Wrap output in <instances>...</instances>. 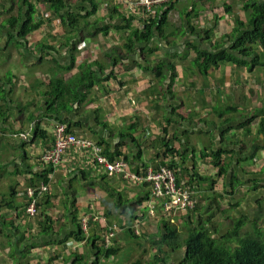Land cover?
<instances>
[{
	"label": "crops",
	"instance_id": "0c3cea01",
	"mask_svg": "<svg viewBox=\"0 0 264 264\" xmlns=\"http://www.w3.org/2000/svg\"><path fill=\"white\" fill-rule=\"evenodd\" d=\"M31 1L35 3V0ZM248 1L176 0L170 9L167 7L169 24L167 29L165 26L166 34L155 39L159 44V41H162V47L148 56L147 60L155 61L157 58L168 56L176 69L174 83L171 82V72L167 69L166 79L157 80L152 71L156 64H145L146 56L140 54V51L126 58L117 67L113 66L108 53L114 46L124 45L127 31L112 29L108 35H91L90 31L96 27L92 24L107 19L120 0H107L102 3L99 14L87 21L89 26L84 32V23L78 33L65 32L46 3L37 6L38 19L42 17L46 24L29 36L28 45L16 44L12 49L11 43L15 42L9 39V32L12 30L5 27L0 31V78L5 80L10 75L16 76L13 84L0 81V86H3L6 92L3 98L0 95V108L3 112L8 111V119L0 128V216H3L6 222H15L23 231L37 238L41 246L32 251L30 264H51L50 258L53 256L56 259L52 264H75V254L84 256L85 261L89 260L92 264L95 258L91 252L92 246L87 242L92 237L105 235L109 231L108 227L120 218L129 226L132 222L127 221L130 217L124 212L125 206L121 203V196L114 191L123 195V201L128 202V206L142 201L146 194H150L148 188L127 183L121 176H106L104 181L100 169L88 158L89 155L87 157L89 151L85 154L70 150L61 165L55 168V174L50 175L49 194L39 197L40 200L30 199L29 189L45 185L40 176L50 167L44 165L41 157L52 148L54 142L52 136L55 124L52 119L45 117V94L54 75L72 78L78 73V67L82 63L101 62L107 69L104 77L109 74L113 76L110 80L104 78V81L94 86L89 95L93 102L85 106V111L89 112L85 116L74 114L71 116L72 120L81 121L84 125H88L90 120L91 126L102 134L104 131L94 122V112L100 110L101 122H106L111 127L106 131V136L116 144L122 142L120 133L127 132V129L135 124L134 135L142 146L139 167L141 176L174 165L180 183L189 182V177L192 178V198L201 209L203 204L213 202L220 193L211 190L210 182L200 179L214 180L217 183V178L224 181L227 178L217 177L218 168L210 157L212 149L231 150L222 165L225 168L230 164V169L237 171H246L250 165L264 160V152L261 149L264 146V138L259 133L264 121V67L251 70L233 63H223L211 69L208 75H201L192 65L196 53L187 44L190 41L200 45V41H205L203 45L208 48L216 44L222 47L229 45L231 38L227 35L234 30L236 16L248 23L244 12ZM17 2L0 0V22H6L10 16L17 15L16 11L7 14ZM71 5L74 12L78 13L80 4L72 0ZM224 6L233 8L235 12L226 14ZM165 9L166 6L156 10ZM124 10L121 5L120 13H125ZM188 26H192L191 30ZM69 37H73V41L78 38L81 41L76 50V68L71 72H63L62 68L69 63L71 45L65 44ZM42 43L56 48L43 49L40 47ZM257 50L260 60L264 61V51L260 45ZM136 62L148 67V71L134 64ZM173 114L186 119L180 123L178 115L175 117ZM33 117L35 119L32 121ZM248 118H254V121L249 127H245ZM37 123L41 124L43 129H48L51 137L46 141L36 142L27 140L29 137L24 139L33 134V127ZM74 130L75 135L81 138L85 136L82 129L76 127ZM87 135L92 137L88 133ZM26 141L31 143L25 144ZM123 146V152H135L128 140L123 141ZM254 153L255 160L248 162V159L254 158ZM240 178L242 179V176ZM33 202H36L38 209L34 216L29 213ZM73 203L78 210L77 218L81 226L84 228V218L89 222L86 240L83 242H76L71 238L75 229L72 227L71 213L68 214L66 207L69 208ZM153 204L152 201L151 205ZM139 206L136 208L142 209L146 204L142 205V208ZM242 207L243 210L248 209V198ZM241 209L238 210L240 213ZM75 210L72 208L71 212ZM96 215H100L101 219ZM196 215L199 216L198 213ZM47 217L57 219L56 230L69 224L62 230V234L69 238L66 243H46L54 238L53 235L48 237L41 234ZM58 217L61 219L58 220ZM152 225L157 228L159 226L155 220H151L146 222L145 227L152 228ZM2 229L0 226V236L7 241L6 232ZM116 242H119L118 245L122 249L126 246L125 243L122 244V240ZM7 246L8 244L0 245V264H15L8 257ZM118 258L121 259L120 256ZM115 260L116 258H106L101 264H112Z\"/></svg>",
	"mask_w": 264,
	"mask_h": 264
},
{
	"label": "trees",
	"instance_id": "16d2710c",
	"mask_svg": "<svg viewBox=\"0 0 264 264\" xmlns=\"http://www.w3.org/2000/svg\"><path fill=\"white\" fill-rule=\"evenodd\" d=\"M11 1L13 3H15V1L18 2L11 8V10L7 11V14H11L16 11L17 15L10 16L6 22H0V31L5 27H9L12 32H14H9L10 41L15 40V44L26 46L30 41L29 36L46 24L42 17L39 19L37 17L38 4L46 3L50 6L52 15L58 19L65 32L75 31L78 33V31L80 32V27L84 25H86V27L82 32L86 30L89 26L87 21L99 14L102 9V3L107 0H76V4H80V7L77 9L78 13H75L73 10V6L71 5L72 0H35V3H32L31 0ZM174 3L175 2H171L168 5H165V10H156L155 14H147L143 15L144 18H138L135 15H127L126 12V14L123 13L125 16L121 14L119 8L123 5V1H120L117 4L118 9L115 8L114 10H111V15H108L109 17L106 16L108 17L107 19L105 18L92 24V26L96 27L95 30L90 31L91 35L96 36L101 33L108 35L112 29L117 31H127L128 36L126 37L124 45L114 46L108 53L113 62V66L117 67L119 63H123L126 58H129L131 55L137 54L140 51V54H144L146 56L145 64H156L152 71L155 73V78L157 80L166 79L165 69H167L168 72H171L170 80L174 83L176 79V69L175 66L171 64L168 56L157 58L155 61L147 60L148 56L152 55L162 47L160 45L162 41H159V44L155 39L158 36L162 37L166 34L165 32L169 24V12L167 7L170 9L171 5ZM16 7H18V9ZM224 8L225 13L228 15L235 12L233 8L228 6H224ZM244 12L247 15L248 23L244 22L238 15L236 16V25L233 32L227 35L231 39L229 45L226 47L216 44L214 47L208 48L203 45L205 41H200V45L190 41L187 43L189 48L193 49L194 53H196V56L193 58L192 65L194 68L198 69L201 75H208L211 69L218 67L223 63H233L238 67H247L251 70L257 67H264V61L260 60V54L257 50L258 45H260L264 51V0H249L244 6ZM50 21L53 23L52 20ZM134 24L137 26H134ZM188 27L191 30L192 26ZM17 35H19V39H17ZM206 39L208 38H203V40ZM80 41L81 40L79 38L73 41V37L66 39L65 44H69L71 46L69 50V63L62 68L63 72H71L76 68V50ZM40 47L43 49L56 48L53 45L45 43H42ZM134 64L143 68L144 71H148L149 69L148 67H143L141 65L142 63L139 64L136 62ZM78 68V73L72 78H66L64 75L52 76V79L48 84L49 89H47V93L45 94V98L47 100V104H45L47 111V113H45V117L52 119L53 121H51L55 124V126H63L65 128L64 130L66 136L72 135L78 140L85 139L92 142L93 145L100 147L102 149V157L108 159L112 164L117 165L118 163L123 162L127 165L128 170L126 173L113 174L109 170L102 167L99 163H95L97 169H100L103 174L104 177H102V179L104 181H106V176H121L122 180L127 183L133 185H143L142 187L148 188L150 194H146L142 201H138L135 203L136 205L134 204L132 206H128V202L123 201L122 194L114 191L117 195L121 196V203L125 206L124 212H127L128 217H130L128 222L132 221L130 226L127 225L128 223L119 224L120 229H122L123 225L127 226L124 232V239L128 237L129 239L131 238L130 240L139 241L141 240L139 236L142 231L143 233H146L149 228L145 227L146 222L155 220V222L159 224L157 228L158 233L154 235L150 234L148 236L150 243L153 244L152 246L154 248H156L153 259H137L132 264H264V230L258 226V217L253 219L255 221H252V217L248 218V215L242 214V218L238 217L240 215L238 210L243 208V200L240 199L237 192L241 187L247 188L246 186L250 184V182H246L247 180L241 179L240 176L235 173H228L227 170H232L230 169V164H228L225 168L222 165V161L229 153H231V150L212 149L210 155V157L214 159V166L218 168L217 177H227L224 181L223 193L219 195L215 193V195H217L215 199H218L217 206L221 213L220 216L229 222L221 223V225L227 229V232L224 233L225 235L222 236L220 229L216 228L212 222L216 219L215 213L217 210H210L209 215L203 216L204 211L207 210L206 208L208 207H206L207 203L203 204V207H206L204 210L203 207L201 209V206L196 203V206L187 212L188 215L184 216L175 217L176 214L183 213L175 212L174 209L170 211L166 210L165 204L171 202L169 198L170 196L166 193V191H162L161 194H158L157 191H155V182L150 181L149 178L151 176L162 175L164 170H167L175 174L176 180L179 184L180 181L174 165L162 167L157 172H151L147 173L145 176H141L139 173V167L141 162L142 146L134 135V131L136 130L135 124H132L127 129V132L122 131L120 133L122 142L116 144L112 141V139L109 140L106 136V131H108L111 127L108 123L101 122L102 117L100 110H96L94 112L96 114L94 122L101 128L102 131H104L102 134L97 132L91 126L92 122L90 120L88 125H84L81 121L77 122L72 120L71 116L74 114L85 116V114L89 112L88 110L85 111V109L93 102V99L89 97V95L94 86L97 83L104 81V78L110 80L113 76V74H109L104 77L107 69L99 61H93L90 63L85 62ZM14 79H16V76L10 75L5 80L0 78V81H6L13 84ZM4 93L6 94L5 88L0 86V95L2 98L4 97ZM173 115L177 117L178 114ZM7 119L8 111L3 112L0 108V128L4 123H6ZM34 119L35 117L31 120L33 121ZM178 119H180L179 122L181 123V121L186 118L179 117ZM253 121L254 118H248V122L244 126L249 127ZM171 122L172 121H169V123ZM76 127L82 129L83 133H85L84 137L81 138L80 136L75 135L74 128ZM249 131L251 132V129H249ZM54 132L52 136L54 138L53 146L55 145ZM87 133L92 137L88 136ZM259 133L262 134L264 138V121L261 123ZM49 137H51L49 135V130L43 129L41 124L37 123L33 127V134L31 136H26L24 139L28 138L27 140L36 142L38 140L46 141ZM174 139L176 140L177 136H175ZM127 140L128 144L135 148V152L125 153L121 150V148L124 147L123 141ZM31 142L26 141L25 144H29ZM261 149L264 152V146H262ZM70 150L80 153L74 147L69 149L66 154L70 152ZM171 152L174 153L175 151L171 150ZM179 155L183 157L181 152H179ZM255 155L256 153H254V158H251L250 160L248 159V162H253L255 160ZM64 157L62 158V161L64 160ZM87 157L92 160L91 153H87ZM44 165L50 166V169L48 168V171L40 177L43 183L48 187V185L51 184L50 175L55 174V167L45 163ZM128 175L130 177H127ZM255 176L259 175L255 174L254 177ZM132 177H135L136 179H133ZM200 180L207 183L210 182V188L214 191L216 186V182L214 180ZM191 182L192 178L190 179L189 177L188 184L192 191V187L190 186ZM260 182L261 181L259 179L252 181L253 185L251 186L250 192L255 193L256 197L252 199L250 203H256L257 205L261 203H258V201L260 200V196H264V187L260 185ZM40 199L41 198H38L37 200ZM191 199L193 200L192 197ZM152 201L154 203L153 205H151ZM222 201H230L232 205L230 210H221ZM49 202H51V199ZM160 202H163L164 204L161 205ZM144 204H146V207L142 208L141 206ZM138 205H140L139 207L142 209L136 208ZM66 208L68 214L71 213L72 227L75 229L73 234H71V238H74L76 242L85 241L86 231L81 226L80 221L78 222V210L76 209L75 204L73 203L72 206ZM72 208L73 210L76 209L75 212H71ZM256 208H253L255 212ZM196 213H198L199 216H197ZM96 217L101 219L100 215H96ZM165 218L172 221V218L182 221L184 228L180 229L178 225L166 221ZM60 219L61 217H58V220ZM55 221L58 223L57 219L54 220L53 217H47L42 225V227L44 225L45 227H43L44 230L41 234L48 237L52 235L54 236L50 242L46 243L51 245L64 244L69 238L62 234V230L68 227L69 224H65L60 230H56ZM144 222L145 224L143 225ZM117 224L118 223L111 224V226L108 227L109 231L102 237H92L91 240L87 242L88 245L92 246L91 252L95 258V260L92 261V264H101L103 259L106 258H116L114 264H122V262H119L121 259L119 260L118 258L122 251V247H119L118 245L119 242H116L114 237L111 239L110 244L107 242L111 233H114L115 237L118 235L120 229ZM249 225L252 226L251 229H253V231L251 229H249V231H245ZM0 226L3 228L2 230L6 232L7 238V241H5V239L0 236V245L3 246L8 244L9 259L14 261L15 264H30L29 259L32 256V251L41 246L40 243L37 242V238L30 236L27 232L23 231L22 228L16 225L15 222H6L3 216H0ZM114 226H117V229H115ZM143 235L144 234H142V237ZM100 243H102V245ZM124 243L125 242L122 244ZM180 250L181 252L183 250L181 260L175 261V255L179 254ZM74 258L75 261L73 262L75 264H90L89 260L85 261V257L82 255L75 254ZM55 259L56 258L54 256L51 257L50 263H54Z\"/></svg>",
	"mask_w": 264,
	"mask_h": 264
},
{
	"label": "built area",
	"instance_id": "2783aa9c",
	"mask_svg": "<svg viewBox=\"0 0 264 264\" xmlns=\"http://www.w3.org/2000/svg\"><path fill=\"white\" fill-rule=\"evenodd\" d=\"M124 6V12L127 15H135L138 18L143 17V15L147 14H155L157 8L168 5L171 2H175L176 0H122ZM144 18V17H143ZM65 128L63 126H55V145L52 149L48 150L44 153L42 157V162L48 165H53L55 168L61 165L62 158L66 154V152L71 148H76L80 153H91L93 163H99L106 170H109L111 173H126L128 168L127 165L123 162L116 164H112L108 159L102 157V149L93 145L92 142L88 140H78L76 137L69 135H65ZM127 177H130L129 175ZM136 179L135 177H132ZM150 181L155 182V187L158 194H161L162 191H166V193L170 196L171 202L165 204L166 210L170 211L172 209L175 212L187 213L189 210L193 209L196 206V202H194L192 197V191L187 182H183L182 184L178 183L175 177V174L170 171L163 172L162 175L151 176L149 178ZM49 187L43 186L41 188H33L29 189V197L32 200L36 198L42 197L44 194L49 192ZM163 203V202H162ZM164 204V203H163ZM38 209L36 206V202H33L30 205L29 213L31 215L37 214ZM88 227V220L84 218V230L86 231ZM117 229V226H114ZM138 233V232H137ZM114 233H111L107 239L108 244L111 243V239L114 237Z\"/></svg>",
	"mask_w": 264,
	"mask_h": 264
},
{
	"label": "rangeland",
	"instance_id": "374dc122",
	"mask_svg": "<svg viewBox=\"0 0 264 264\" xmlns=\"http://www.w3.org/2000/svg\"><path fill=\"white\" fill-rule=\"evenodd\" d=\"M120 1H122V0H120ZM123 9H124V6H123ZM11 44H12V46H10V47L12 49H14L16 44L15 43H11ZM14 51H15L16 54L19 53L17 49H15ZM12 67H14V66H12ZM45 68H46V66H45ZM10 70L8 72H10ZM47 78L49 79V77H47ZM263 167H264V160H260L259 162H257V164L250 165L248 167V170H246V171H237V170H234V169L227 170V171L230 174L235 173L237 175H240V177L242 176V179L245 177L246 180H247L246 182H250V184H248L246 186L248 188V194H247V188H244V187L239 188V191L237 192V194L240 197V199L243 200V205H245V203L247 202V198H248V209H246V210L241 209L240 211H242V213H240V215L238 217L242 218L243 215H248V218L252 217V221H255L253 219L258 217V219H257L258 226H259V228L264 230V196H260L259 197L260 200L258 201V203L261 202L259 205H257L256 203L255 204L250 203V201H252V199H254L256 197L255 193H251L250 192L251 191V186L253 185L252 181L255 180V179H259L261 181L260 185L262 187H264V174H261V173H264L263 172L264 171ZM255 174H257L259 176H255L254 177ZM212 175H213V173L211 174V176ZM216 181H217V183L215 184L216 186H215L214 190L221 194V193H223L224 180L217 178ZM187 183H189V182H187ZM160 204L162 205L163 203L160 202ZM231 206L232 205H231L230 201H222L221 202V210H230ZM206 207H203V210L205 208L207 209V210L204 211L203 216L209 215V211L210 210H217L216 213H215L216 214V219L213 220L212 222L214 223V226L216 228L220 229V232L222 233V236H224L225 235L224 233L227 232V229L224 228V226L221 225V223H224V222H227V221H226L225 218L220 216L221 213L218 210L217 199L214 200L213 202H208ZM256 207H258V208H256ZM253 208H256V212L253 210ZM184 215H188V213L176 214L175 217L176 216H184ZM172 219H173V221L168 219V218H165L166 221H169L172 224L178 225L180 229L184 228V224H183L182 221H180V220L178 221V220H176L174 218H172ZM127 221H128V219H127ZM121 222L123 223L124 219L120 218L119 221L116 222V223H118L117 225L119 226V229H120V225L119 224H121ZM227 223H229V222H227ZM88 224H89V222H88ZM125 228H127V226L123 225L122 229H120L121 231L119 230L118 235L116 237L114 236V240H116V241L122 240L123 242H125V245H126L121 251V254H120L121 260L119 262L120 263L122 262V264H132L137 259L152 260L153 257H154V254L156 252V248H154L152 246L153 244L150 243V240H149L148 236L150 234H152V235L157 234V232H158L157 227L152 226L153 229L152 228H148L146 233H143V231H142L141 235L139 236V238H141V240H139V241L138 240H130L131 238L129 239L128 237H127L128 239L127 238L124 239ZM251 228H252V226L249 225L248 228L245 231H249V229H251ZM151 229L154 231V233H152ZM251 230L253 231V229H251ZM142 234H144L143 237H142ZM106 239H107V237H106ZM182 249H184V248H182ZM181 255H183V250H182V252L180 250L179 254L175 255V261L176 260L180 261L181 257H182ZM29 262L32 263V256L30 257ZM112 264H114V263H112Z\"/></svg>",
	"mask_w": 264,
	"mask_h": 264
},
{
	"label": "bare ground",
	"instance_id": "6f19581e",
	"mask_svg": "<svg viewBox=\"0 0 264 264\" xmlns=\"http://www.w3.org/2000/svg\"><path fill=\"white\" fill-rule=\"evenodd\" d=\"M100 220V219H99Z\"/></svg>",
	"mask_w": 264,
	"mask_h": 264
}]
</instances>
